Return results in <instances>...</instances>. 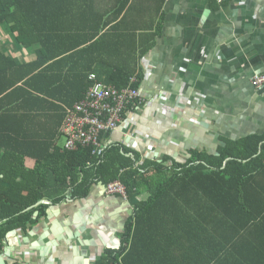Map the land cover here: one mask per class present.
Returning a JSON list of instances; mask_svg holds the SVG:
<instances>
[{"label":"trees","instance_id":"16d2710c","mask_svg":"<svg viewBox=\"0 0 264 264\" xmlns=\"http://www.w3.org/2000/svg\"><path fill=\"white\" fill-rule=\"evenodd\" d=\"M130 8L131 0H0V241L38 222L46 206L28 208L39 201L60 204L119 181L133 217L119 248L95 264H264V134L214 153L190 150L183 162L142 159L116 142L98 158L58 145L65 110L85 98L90 74L138 89L145 51Z\"/></svg>","mask_w":264,"mask_h":264},{"label":"crops","instance_id":"0c3cea01","mask_svg":"<svg viewBox=\"0 0 264 264\" xmlns=\"http://www.w3.org/2000/svg\"><path fill=\"white\" fill-rule=\"evenodd\" d=\"M131 3L129 28L145 51L137 61L143 102L108 145L116 142L142 159L183 162L190 150L214 153L226 140L264 134V86L251 83L264 74V0ZM39 205L46 208L38 222L0 241L2 264H95L119 248L134 212V201L106 195L99 184L83 198L28 209Z\"/></svg>","mask_w":264,"mask_h":264},{"label":"built area","instance_id":"2783aa9c","mask_svg":"<svg viewBox=\"0 0 264 264\" xmlns=\"http://www.w3.org/2000/svg\"><path fill=\"white\" fill-rule=\"evenodd\" d=\"M91 86L85 98L65 110V118L59 129L63 139L62 149L76 151L79 148H93L92 155L97 158L107 144L98 142L101 133H114L120 128H127L132 120L131 113L143 102L141 91L130 87L116 90L97 81L94 74L89 75ZM134 79H131V82ZM252 84L264 86V74H255ZM106 195H119L127 199L123 184L114 181L103 186Z\"/></svg>","mask_w":264,"mask_h":264},{"label":"rangeland","instance_id":"374dc122","mask_svg":"<svg viewBox=\"0 0 264 264\" xmlns=\"http://www.w3.org/2000/svg\"><path fill=\"white\" fill-rule=\"evenodd\" d=\"M57 143H58V145L62 146V144H63V139L60 138V139L57 141Z\"/></svg>","mask_w":264,"mask_h":264},{"label":"water","instance_id":"95a60500","mask_svg":"<svg viewBox=\"0 0 264 264\" xmlns=\"http://www.w3.org/2000/svg\"><path fill=\"white\" fill-rule=\"evenodd\" d=\"M41 203H44V200H41L40 202H38V204H41ZM0 264H2L1 261H0Z\"/></svg>","mask_w":264,"mask_h":264}]
</instances>
